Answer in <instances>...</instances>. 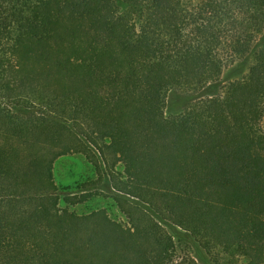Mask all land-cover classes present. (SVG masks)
I'll list each match as a JSON object with an SVG mask.
<instances>
[{
    "label": "trees",
    "instance_id": "1",
    "mask_svg": "<svg viewBox=\"0 0 264 264\" xmlns=\"http://www.w3.org/2000/svg\"><path fill=\"white\" fill-rule=\"evenodd\" d=\"M259 37L264 0H0V264H198L164 222L220 264H264ZM91 151L123 222L60 198L56 162Z\"/></svg>",
    "mask_w": 264,
    "mask_h": 264
},
{
    "label": "rangeland",
    "instance_id": "2",
    "mask_svg": "<svg viewBox=\"0 0 264 264\" xmlns=\"http://www.w3.org/2000/svg\"><path fill=\"white\" fill-rule=\"evenodd\" d=\"M255 46L257 48H264V37H259ZM253 63V57L248 56L241 61L227 64L219 81L210 89L197 94L169 93L166 99V116L170 117L182 113L183 109L189 104L206 95L221 93L229 83L246 77ZM260 125L264 131V114ZM96 158L97 156L91 151L83 154H71L56 162L54 166V178L58 186L60 198L63 200L67 195L74 196L77 203L68 207V210L77 215H88L98 210H105L112 220L123 222L124 217L112 201L111 194L103 178L102 169L99 168L100 162ZM80 198H83V200L81 203H78L80 202ZM163 226L170 235L172 233L175 235L174 240L176 241L178 256L190 255L198 264H220L218 259L222 258V256L216 255L217 257L212 259L198 247L192 238L173 231V225L169 222H164Z\"/></svg>",
    "mask_w": 264,
    "mask_h": 264
}]
</instances>
